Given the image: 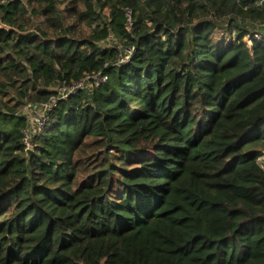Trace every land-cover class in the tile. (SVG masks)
<instances>
[{
  "label": "trees",
  "instance_id": "trees-1",
  "mask_svg": "<svg viewBox=\"0 0 264 264\" xmlns=\"http://www.w3.org/2000/svg\"><path fill=\"white\" fill-rule=\"evenodd\" d=\"M263 156L264 0H0V264H264Z\"/></svg>",
  "mask_w": 264,
  "mask_h": 264
},
{
  "label": "built area",
  "instance_id": "built-area-1",
  "mask_svg": "<svg viewBox=\"0 0 264 264\" xmlns=\"http://www.w3.org/2000/svg\"><path fill=\"white\" fill-rule=\"evenodd\" d=\"M127 16H128L129 19L131 18V12L129 10L127 11ZM130 25H131V23H130ZM257 38H259V36H257ZM250 40H251L250 37L246 38L247 42H249ZM128 58H129V56L122 58L121 62L126 61ZM91 79L92 80L94 79L95 84L97 86L103 85L108 80V78L106 76H101V75L95 76V77H91ZM87 85L88 86H92L93 83H88ZM84 87H85V83L84 82H78V83H75V84H73L71 86L61 85L58 88H56V91L58 92L60 98L66 99L70 95L76 93L78 90L84 89ZM46 109H49V107L47 106ZM34 119H35V122L37 123V126H38L39 130H41L43 128V126H45L46 122L48 121V117L45 115V113H42L38 118H34ZM29 139H30V137L26 136L25 142L28 145V147H31Z\"/></svg>",
  "mask_w": 264,
  "mask_h": 264
},
{
  "label": "rangeland",
  "instance_id": "rangeland-1",
  "mask_svg": "<svg viewBox=\"0 0 264 264\" xmlns=\"http://www.w3.org/2000/svg\"><path fill=\"white\" fill-rule=\"evenodd\" d=\"M26 113H27V112H26ZM34 118H35V117H34ZM259 160H260L261 164L264 166V156L261 157Z\"/></svg>",
  "mask_w": 264,
  "mask_h": 264
}]
</instances>
